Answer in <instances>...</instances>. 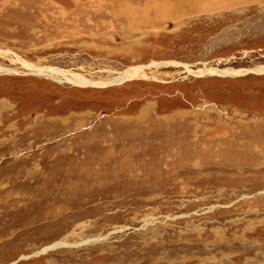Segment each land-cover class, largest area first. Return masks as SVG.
<instances>
[{
  "label": "rangeland",
  "instance_id": "rangeland-1",
  "mask_svg": "<svg viewBox=\"0 0 264 264\" xmlns=\"http://www.w3.org/2000/svg\"><path fill=\"white\" fill-rule=\"evenodd\" d=\"M0 50V264H264V0H0Z\"/></svg>",
  "mask_w": 264,
  "mask_h": 264
},
{
  "label": "bare ground",
  "instance_id": "bare-ground-1",
  "mask_svg": "<svg viewBox=\"0 0 264 264\" xmlns=\"http://www.w3.org/2000/svg\"><path fill=\"white\" fill-rule=\"evenodd\" d=\"M0 53L4 54H11L10 51H2ZM18 61L21 63L22 67L25 70H28L31 74L38 75V76H46L52 79L66 81L75 85L87 87V86H105V85H112V84H121L126 81L136 80V79H146L148 76L146 74L147 67L144 66H135L126 69L125 71L115 73V76L107 79L105 81H93L92 79H88L84 75L74 73L72 71L62 70L59 68L54 67H41L22 60L18 55L14 54ZM172 65H176V63H169ZM153 67L160 68L162 66L168 65V63H153ZM150 66V65H149ZM186 66V65H185ZM194 71L190 67L186 66L187 73L194 77H203V76H213V75H221V76H238L243 75L244 73L248 72V70H239L235 71L232 69H221V68H205ZM253 71L256 72H264V68H257ZM11 69H6L0 66V73L11 74L15 73Z\"/></svg>",
  "mask_w": 264,
  "mask_h": 264
},
{
  "label": "water",
  "instance_id": "water-1",
  "mask_svg": "<svg viewBox=\"0 0 264 264\" xmlns=\"http://www.w3.org/2000/svg\"><path fill=\"white\" fill-rule=\"evenodd\" d=\"M93 241H96V240H93ZM93 241H87L85 243H89V242H93ZM58 246H61L60 244L58 245H53L52 247H47L46 249H43L41 252L37 253L36 255H40V254H43L51 249H54V248H57Z\"/></svg>",
  "mask_w": 264,
  "mask_h": 264
}]
</instances>
